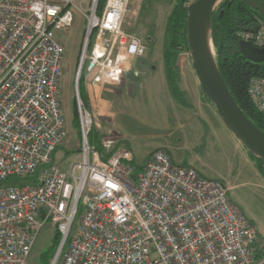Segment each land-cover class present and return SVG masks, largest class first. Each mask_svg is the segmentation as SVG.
I'll list each match as a JSON object with an SVG mask.
<instances>
[{"label":"built area","instance_id":"built-area-1","mask_svg":"<svg viewBox=\"0 0 264 264\" xmlns=\"http://www.w3.org/2000/svg\"><path fill=\"white\" fill-rule=\"evenodd\" d=\"M100 1L0 0V264H25L48 222L61 235L60 264H264L257 229L225 183L176 164L164 149L136 170L131 151L112 139L89 143L82 70L85 90L118 86L123 63L146 51L123 31L129 4L142 0ZM76 16L86 23L75 80L79 161L64 173L52 164L67 134L57 33ZM255 25L237 38L263 48L264 19ZM247 93L264 117V78H253Z\"/></svg>","mask_w":264,"mask_h":264},{"label":"rangeland","instance_id":"rangeland-1","mask_svg":"<svg viewBox=\"0 0 264 264\" xmlns=\"http://www.w3.org/2000/svg\"><path fill=\"white\" fill-rule=\"evenodd\" d=\"M173 6V0H142L129 4L123 31L139 39L146 49L145 56L127 59L123 63L122 82L118 86H106L97 94L105 114L101 115V107L99 113L98 110L91 112L93 127L100 136L112 139L115 149L131 151L133 164L138 168L151 152L164 149L176 164L184 162L203 177L225 183L231 202L261 236L257 247L264 253V177L246 149L236 139L235 144L232 142V135L224 124L212 121L214 116L208 114H213L214 109L206 111L202 108L206 97L193 69L190 53L181 52L178 56V85L184 98H203L202 105L198 104L195 110H188L180 118L165 101V109L159 106L158 98H173L165 79L162 56L167 18ZM85 28L86 23L76 16L74 26L66 34L57 33L64 47L60 99L67 134L54 154L52 164L64 173L79 161V133L73 122L75 80ZM214 55L217 58L215 48ZM197 112L202 114L200 118L206 121L205 124L199 120L189 121ZM54 232L52 224L46 223L25 264H44L40 255L51 246ZM53 259L48 264H52ZM60 263L59 257L55 264Z\"/></svg>","mask_w":264,"mask_h":264},{"label":"trees","instance_id":"trees-1","mask_svg":"<svg viewBox=\"0 0 264 264\" xmlns=\"http://www.w3.org/2000/svg\"><path fill=\"white\" fill-rule=\"evenodd\" d=\"M195 1L173 0L174 6L167 18L165 28L162 53L165 79L172 97L182 106L185 105L184 95L178 85L179 70L176 64L181 52L190 53L186 31L187 8ZM103 2V0L100 1V6L103 5ZM221 11H223L222 16H220ZM254 15L264 19L258 12H254L248 2L244 0H224L219 9L212 14L210 30L212 44L216 50L218 70L230 94L245 116L264 133V117L256 111L247 93L249 83L253 78H264V64L253 63L242 56L239 47L240 40L236 35L241 31L256 29ZM84 74L85 70L83 69L79 81V95L82 103L87 107V93L82 81ZM74 117L73 127L79 133L76 110ZM99 138L100 134L92 127L88 136L89 143L99 147ZM57 149L52 154V158ZM249 156L256 163L259 174L264 177V161L253 154H249ZM135 168L140 170L142 167L135 166ZM258 238H261L259 234ZM60 242L61 235L55 230L51 246L40 255L44 264H48V261L54 258ZM256 259H264L262 250H257Z\"/></svg>","mask_w":264,"mask_h":264},{"label":"water","instance_id":"water-1","mask_svg":"<svg viewBox=\"0 0 264 264\" xmlns=\"http://www.w3.org/2000/svg\"><path fill=\"white\" fill-rule=\"evenodd\" d=\"M224 0H196L187 8V41L193 69L202 91L226 129L249 154L264 161V133L242 112L230 94L217 66L211 39V17ZM264 17V6L252 0H244ZM223 11L220 12L222 16ZM211 44V47L209 45ZM242 56L256 64H264V47L256 48L249 42L240 41ZM61 243L52 264H55Z\"/></svg>","mask_w":264,"mask_h":264},{"label":"crops","instance_id":"crops-1","mask_svg":"<svg viewBox=\"0 0 264 264\" xmlns=\"http://www.w3.org/2000/svg\"><path fill=\"white\" fill-rule=\"evenodd\" d=\"M101 90H102V88H100V87H89L86 90V93H87V98L86 99H87V107L89 108V110L91 112H94L95 110H98V113H99V109L101 107V109H100V111H102L101 115H104L105 114V110H103L104 106H102V104L101 105L99 104L98 95H97L98 93H100ZM158 100L160 101V103H159L160 107H163L165 109V107H166L164 105V101H165L171 107L170 110L174 112L175 116L177 118H180L181 116H183L184 113H187L188 110H195V108H196V106L198 104L202 105L203 98H193V99L192 98H183L184 104H185L184 106L180 105L179 102L175 98H158ZM205 100H206V103L203 104L202 108H204V110H206L208 108L209 109H214L206 98H205ZM212 113L213 114H211V113L208 114V115H213L214 116V118L212 117V121H214L217 124L222 125L221 123H223V122L220 120V118L218 117V115L215 112V110ZM201 115L202 114L200 112H197V113H195L194 115L191 116L189 121L190 122H194V121L197 122L196 120H199V121H201L202 123L205 124L206 121L200 118V117H202ZM228 133H230V132L228 131ZM231 137H232V142L235 144L234 136L232 135ZM148 156L149 155H147L144 158V163L142 164V166L146 163ZM181 164H182V166L188 167V165L186 166V163H184V162L180 163V165ZM189 168H191V167H189ZM192 169H194L196 172H198L200 174V172L197 169H195V168H192ZM200 175H202V174H200Z\"/></svg>","mask_w":264,"mask_h":264},{"label":"flooded vegetation","instance_id":"flooded-vegetation-1","mask_svg":"<svg viewBox=\"0 0 264 264\" xmlns=\"http://www.w3.org/2000/svg\"><path fill=\"white\" fill-rule=\"evenodd\" d=\"M254 3H256L257 5H263L264 6V0H252ZM254 12L257 13L256 10L253 9ZM254 17L256 18L257 16L254 15Z\"/></svg>","mask_w":264,"mask_h":264},{"label":"bare ground","instance_id":"bare-ground-1","mask_svg":"<svg viewBox=\"0 0 264 264\" xmlns=\"http://www.w3.org/2000/svg\"><path fill=\"white\" fill-rule=\"evenodd\" d=\"M209 45H210V47H211V44H210V42H209ZM213 50V52H214V49H212ZM213 56H214V53H213Z\"/></svg>","mask_w":264,"mask_h":264}]
</instances>
